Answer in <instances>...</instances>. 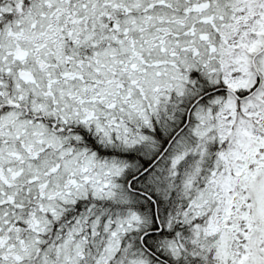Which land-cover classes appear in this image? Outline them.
Here are the masks:
<instances>
[{
    "label": "snow or ice",
    "instance_id": "obj_1",
    "mask_svg": "<svg viewBox=\"0 0 264 264\" xmlns=\"http://www.w3.org/2000/svg\"><path fill=\"white\" fill-rule=\"evenodd\" d=\"M0 264H264V0H0Z\"/></svg>",
    "mask_w": 264,
    "mask_h": 264
}]
</instances>
